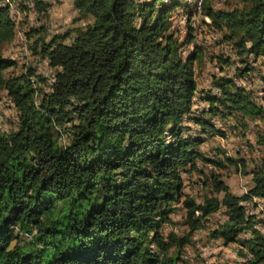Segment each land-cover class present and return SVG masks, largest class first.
Here are the masks:
<instances>
[{
  "label": "trees",
  "instance_id": "obj_1",
  "mask_svg": "<svg viewBox=\"0 0 264 264\" xmlns=\"http://www.w3.org/2000/svg\"><path fill=\"white\" fill-rule=\"evenodd\" d=\"M11 1L24 0L0 5V87L18 111L17 126L0 129V264H181L185 246L221 208L226 218L210 236L234 244L241 264H264V231L246 208L264 200V161L245 193L215 171L205 181L213 193L201 202L184 191L182 171L197 159L224 163L205 157L202 137L185 136L203 55L196 45L183 56L170 31L182 1L73 0L75 22L92 21L31 45L54 69L48 91L33 65L4 74L16 64L2 50L15 36ZM200 9L243 62L264 56V0L225 9L201 0ZM212 79L209 110L188 117L201 134L225 135L213 116H264L251 90L229 76ZM180 205L188 231L165 233Z\"/></svg>",
  "mask_w": 264,
  "mask_h": 264
},
{
  "label": "rangeland",
  "instance_id": "obj_2",
  "mask_svg": "<svg viewBox=\"0 0 264 264\" xmlns=\"http://www.w3.org/2000/svg\"><path fill=\"white\" fill-rule=\"evenodd\" d=\"M45 8L38 11L30 0L11 1L10 11L15 23V36L7 41L3 47V54L14 59L16 64L4 71L5 76L23 71L26 66L33 65L37 71L43 74L47 81L42 88L50 89L53 81L54 69L48 64V60L35 54L31 45L38 37H45L50 41L55 35L84 27L91 19H79L78 11L73 0H44ZM150 1V0H139ZM170 2V0H164ZM182 4L170 12V31H172L181 47L183 56L191 53L195 46L202 47L203 58L195 63V76L197 90L193 97L192 113L184 120L185 136L202 137L204 142L200 145L201 152L209 159L217 158L223 161V166H216L202 159L196 160V167L182 171L184 178V191L193 195L201 202L203 197L213 193L211 184L205 185L206 176L215 171L219 173L230 189L235 194L245 193L252 184L253 172L262 168L264 161V116L243 118L240 115H228L227 117L213 116L214 124L224 130L225 135H203L198 124L191 118L201 115L209 110V104L205 101V91L213 88L214 75L229 76L235 82L253 92L254 100L264 107V56L248 57L243 62L242 56L237 55L232 42L226 39L224 32L217 31L210 23L211 20L202 14L201 0H181ZM235 0H210L216 9L230 8ZM8 4L7 0H0V5ZM31 29L40 30L30 34ZM75 35V30L72 36ZM189 37V38H188ZM68 37L66 41H70ZM224 59L230 61L224 62ZM248 67H250L248 69ZM243 69V71H241ZM217 92L213 90V92ZM203 111V112H202ZM207 117L211 114L207 113ZM18 123V111L14 102L8 97L7 92L0 87V129L10 130ZM62 141H66L62 135ZM233 162H228L227 158ZM209 177V176H208ZM222 195V194H221ZM247 213L255 216L256 226L264 229V200L246 201ZM185 211L181 205L172 214L174 223H165L164 232L175 231L182 234L188 231L183 225ZM226 218L225 208L216 211L209 219L208 224L198 230L193 239L194 243L188 244L183 250V262L181 264H240L244 257L238 254V249L229 245H215L210 236V230L217 227ZM26 235H22V240ZM236 252V254L234 253Z\"/></svg>",
  "mask_w": 264,
  "mask_h": 264
},
{
  "label": "crops",
  "instance_id": "obj_3",
  "mask_svg": "<svg viewBox=\"0 0 264 264\" xmlns=\"http://www.w3.org/2000/svg\"><path fill=\"white\" fill-rule=\"evenodd\" d=\"M246 191H247V190H246ZM246 191H245V192H246ZM259 198H260V197H259ZM259 198L254 197V200L257 201ZM213 241H214L213 243H214L215 245H218V244L221 245V244L223 243L222 240H220V239H213ZM223 244H224V243H223ZM224 245H225V244H224ZM229 247H230L231 249H232V248H236L234 244H229ZM241 262H242V261H241ZM240 264H241V263H240Z\"/></svg>",
  "mask_w": 264,
  "mask_h": 264
},
{
  "label": "built area",
  "instance_id": "obj_4",
  "mask_svg": "<svg viewBox=\"0 0 264 264\" xmlns=\"http://www.w3.org/2000/svg\"><path fill=\"white\" fill-rule=\"evenodd\" d=\"M246 208H247V204H246ZM263 231H264V229H263ZM235 254H236V252H234Z\"/></svg>",
  "mask_w": 264,
  "mask_h": 264
}]
</instances>
